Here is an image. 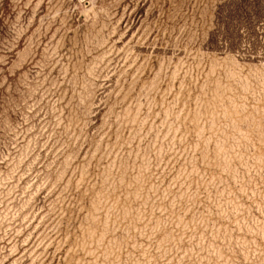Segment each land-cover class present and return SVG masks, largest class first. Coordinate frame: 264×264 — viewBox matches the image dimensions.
Instances as JSON below:
<instances>
[{"label": "rangeland", "instance_id": "374dc122", "mask_svg": "<svg viewBox=\"0 0 264 264\" xmlns=\"http://www.w3.org/2000/svg\"><path fill=\"white\" fill-rule=\"evenodd\" d=\"M0 264H264V0H0Z\"/></svg>", "mask_w": 264, "mask_h": 264}]
</instances>
